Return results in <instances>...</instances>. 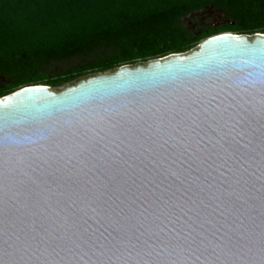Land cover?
I'll use <instances>...</instances> for the list:
<instances>
[{
  "label": "water",
  "instance_id": "95a60500",
  "mask_svg": "<svg viewBox=\"0 0 264 264\" xmlns=\"http://www.w3.org/2000/svg\"><path fill=\"white\" fill-rule=\"evenodd\" d=\"M0 264H264V34L0 98Z\"/></svg>",
  "mask_w": 264,
  "mask_h": 264
},
{
  "label": "trees",
  "instance_id": "16d2710c",
  "mask_svg": "<svg viewBox=\"0 0 264 264\" xmlns=\"http://www.w3.org/2000/svg\"><path fill=\"white\" fill-rule=\"evenodd\" d=\"M209 6L229 21L201 35L184 25ZM221 34L263 35L264 0H0V98L186 54Z\"/></svg>",
  "mask_w": 264,
  "mask_h": 264
},
{
  "label": "rangeland",
  "instance_id": "374dc122",
  "mask_svg": "<svg viewBox=\"0 0 264 264\" xmlns=\"http://www.w3.org/2000/svg\"><path fill=\"white\" fill-rule=\"evenodd\" d=\"M212 9H213V12H212ZM219 11L218 10H215L212 6H209L207 8H205L204 10L196 13V14H199L197 15L198 16H202L204 17L206 15V13H210L212 14L214 17H215V20L214 21H209L211 25L215 26V27H219L221 25H224L225 23H227L229 20L225 17L224 13L220 11V13H218ZM195 15V14H194ZM200 18V17H198ZM195 18L192 17V18H188L187 20L184 21V25L191 31H195L197 32L198 35H201L203 32L198 30L197 26L193 27L196 22V20H194ZM192 22V23H191ZM250 38H253V36H249ZM199 47V45L194 48L193 50H191L190 52L194 51L195 49H197ZM188 52V53H190ZM67 64H64V66H66ZM125 67V66H124ZM131 67V66H129ZM52 68H48L47 70L50 72ZM90 76H94V75H90ZM89 76V77H90ZM52 89V88H51Z\"/></svg>",
  "mask_w": 264,
  "mask_h": 264
},
{
  "label": "flooded vegetation",
  "instance_id": "af4514ba",
  "mask_svg": "<svg viewBox=\"0 0 264 264\" xmlns=\"http://www.w3.org/2000/svg\"><path fill=\"white\" fill-rule=\"evenodd\" d=\"M219 12L218 13H220V10H218ZM212 12H213V9H212ZM222 12V11H221ZM197 15H199V14H195V15H190L188 18H192V17H194L195 19L194 20H196V22H195V24H193L194 26L193 27H195V26H197V28H198V30H200V31H203V32H206L207 31V29L209 28V27H214V28H216L215 26H213V25H211L210 24V22L209 21H214L215 20V17L212 15V14H208V13H206V15L204 16V17H202V16H198V17H200V18H198L197 17ZM187 18V19H188ZM187 19H185V20H187ZM192 23V22H191Z\"/></svg>",
  "mask_w": 264,
  "mask_h": 264
}]
</instances>
